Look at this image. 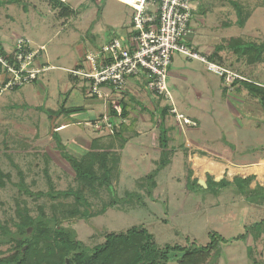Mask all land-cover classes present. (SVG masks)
Segmentation results:
<instances>
[{
    "label": "rangeland",
    "instance_id": "obj_1",
    "mask_svg": "<svg viewBox=\"0 0 264 264\" xmlns=\"http://www.w3.org/2000/svg\"><path fill=\"white\" fill-rule=\"evenodd\" d=\"M62 1L0 3V42L4 47L9 49L17 38L24 36L31 41L33 49H42L41 57L45 61L56 66L31 83L5 91H1L0 76V169L11 174V179L5 178V184H0V232L1 225L15 229L14 221L20 219L19 209L27 208L35 216L40 207L48 215L56 212L62 224L74 229L78 238L89 246L103 242L107 232L133 225L147 227L162 245L190 240L200 245L210 240L211 232L232 238L247 233L249 224L264 219V204L249 202L232 187H226L216 196L209 190L189 185L190 178L206 184L208 174L230 180L235 175L254 174L253 185L255 182L264 185L263 108L245 102L248 97L245 90L240 93L233 86L228 91L223 78L208 70L199 59L175 54L176 77L169 75L168 79L173 99L162 97L157 102L138 87L136 92L128 90L125 99L131 123L126 125L124 135L130 140L123 149L121 139L109 135L112 132L105 126L97 127L95 121L85 125L89 112L67 117L68 128L54 137L52 126L56 114L49 107L58 108L59 101L62 104L60 91L75 80L68 69L75 67L85 51L95 53L104 40L122 35L119 23L129 0ZM234 1L250 13L244 27L236 24ZM59 4L70 6L67 17L60 16ZM204 4L206 12L193 18L194 35L190 40L201 53L212 54L217 44L231 37L264 42V0H204ZM103 5L98 17V9ZM131 11H127L129 17ZM129 17L123 24L129 23ZM220 54L222 65L236 72L251 68L245 59L236 60L232 52ZM39 63L36 62L38 66ZM258 65V73L264 79V61ZM81 88H75L77 100L72 97L71 104L83 103ZM52 90L59 100L55 95L50 96ZM164 106L170 110L176 107L177 112L163 118ZM184 116L197 125L185 122ZM162 122L175 128L168 132L174 138L169 141L171 160L159 172L157 186L150 191L148 174L161 161ZM95 138L113 150L119 164L111 179L114 193L106 187L86 193L94 212L88 218L64 216L67 209L85 208L77 205L72 195L53 198L21 190L19 184L23 179L34 193L49 191L46 171L55 190H78L81 182L67 161L68 154L63 156L60 149L63 147L58 148L57 143L61 139L68 152L80 158ZM127 192L138 194L141 200L135 197L129 202L114 203ZM105 205L108 206L102 211ZM8 248L9 245L0 244V257L8 253ZM254 260L264 264V233L256 237L252 232L245 239L223 244L218 264H257ZM168 264L179 263L172 260Z\"/></svg>",
    "mask_w": 264,
    "mask_h": 264
},
{
    "label": "trees",
    "instance_id": "obj_2",
    "mask_svg": "<svg viewBox=\"0 0 264 264\" xmlns=\"http://www.w3.org/2000/svg\"><path fill=\"white\" fill-rule=\"evenodd\" d=\"M7 1L0 0V3ZM61 2L63 3L62 0ZM204 5V0H202L198 14H204L206 12ZM233 5L237 12L236 24L244 27L250 17V13L239 2L234 1ZM58 6L62 7L60 16L67 17L71 10L70 6H63L62 4ZM103 9L104 5L98 9V17L101 16ZM131 26L132 23H125L123 25L122 30L125 35V40H128L131 35L137 33L135 30H129ZM89 32H91V28ZM92 38L95 39L93 35ZM0 50L4 53L6 52L1 42ZM222 51L232 52L236 56V60L245 59L246 63L251 65L249 71L240 73L245 79L236 80L234 86L239 92L247 91L248 97L245 102H249L256 107H262L264 110V79L260 77L257 70L258 64L264 61V42L259 43L253 40H245L240 36L231 37L217 44L214 52L210 55L208 54V58L214 62L223 64V57L220 54ZM2 70L4 71L0 64V71ZM74 78L75 80L78 79L75 76ZM143 80L145 82L144 78ZM161 99L162 96L156 97L158 102ZM122 103L123 116L128 117L130 112L125 98ZM168 109V106H164L162 109L161 113L163 118L167 116ZM83 110L84 106L66 107L65 102H62L58 111H54V113H63L69 116L82 112ZM192 125H197V123ZM258 125L260 126V124ZM58 127L56 126V128ZM125 129H127L126 124H122L120 127H115L114 131L110 134L121 139L122 149L130 140L124 135ZM171 129L164 122L160 125L159 147L161 149V161L148 174L150 191H153L157 186L156 177L159 172L170 163L171 158L169 157V152L171 149L169 146L170 136L168 132ZM56 133H58L57 130L53 134L54 137ZM57 144L58 148H60V145L63 147V149L60 148L63 156L68 154L69 159L67 161L75 172L76 179L81 182V187L78 190H55L47 171L46 173L51 185L49 191L34 193L25 185L23 179L19 186L26 193L37 194L39 196L49 195L56 198L72 195L75 197L77 205H83L85 208L81 209L79 206H76L67 209L64 216L75 217L79 215L88 218L94 212L86 193L88 191L95 192L96 187H106L110 192L114 193L111 179L114 169L119 164V157L115 156L113 150L105 146L100 138H95L89 149L80 158L69 153L61 139ZM5 178L8 180L11 179V174L5 173L0 169L1 185L5 184ZM255 180L256 176L254 174L248 176L241 174L235 175L233 180L227 177L216 179L213 175L208 174L206 186L199 183L197 179L192 180L191 178L189 185L194 188L197 187L200 190H209L216 196L220 195L226 187H232L235 192L242 194L249 202L262 205L264 204V185H261L259 182H255L253 185ZM135 197L140 199L141 196L127 192L125 197L116 198L114 203L119 201L129 202ZM107 206L105 205L102 211L106 210ZM18 216L20 219L14 221L15 229L7 225H1L0 244L9 245V248L8 253L0 257V264H168L172 260L178 261L179 264H218L223 254V244L231 240L245 239L252 232L256 237L264 233V219H262L249 224L246 229L247 233L239 234L232 238H225L217 232H211L210 240L205 244L199 245L195 241L190 240L185 241L184 244L177 242L162 245L158 243L155 235L147 227L133 225L125 230L107 232L103 242L95 246H89L78 238L77 232L74 229L62 224V218L56 212L48 215L45 209L40 207L39 212L34 216L30 214L27 208H21L18 210ZM254 261L257 264H262L257 260Z\"/></svg>",
    "mask_w": 264,
    "mask_h": 264
},
{
    "label": "built area",
    "instance_id": "obj_3",
    "mask_svg": "<svg viewBox=\"0 0 264 264\" xmlns=\"http://www.w3.org/2000/svg\"><path fill=\"white\" fill-rule=\"evenodd\" d=\"M201 1H127L123 20L119 23L122 33L120 38L109 44H100L95 53L87 51V64L68 69L73 76L85 82L90 95L104 100L109 110L104 114L103 121L111 132L115 127L128 122L127 117L123 116L122 102L127 96V86L131 79L141 80L145 90L155 98L162 96L173 99L168 79L176 53L188 59L203 61L208 70L223 78L230 90L234 89L236 80L245 79L240 73L210 60L207 54L191 45L193 18L199 12ZM128 9L132 10L130 17ZM128 17L129 23H132L129 30L137 33L125 40L122 28L123 21H127ZM41 51L33 49L31 41L24 36L17 38L13 47L5 53L0 50V64L9 75L4 89L31 83L43 71L55 68L50 64L44 67L36 64ZM184 120L196 124L189 118L184 117Z\"/></svg>",
    "mask_w": 264,
    "mask_h": 264
},
{
    "label": "crops",
    "instance_id": "obj_4",
    "mask_svg": "<svg viewBox=\"0 0 264 264\" xmlns=\"http://www.w3.org/2000/svg\"><path fill=\"white\" fill-rule=\"evenodd\" d=\"M123 1V0H122ZM111 41V39L109 40V39H106V40H104L101 44H107V43H109ZM13 45H14V43H13ZM3 46H4V44H3ZM7 47V48H6ZM6 47H4L6 50L8 49V47L9 46H6ZM11 47H13V46H10V48ZM42 47H44V46H42ZM90 51V50H89ZM88 51V52H89ZM86 53H87V51H85L84 52V54H82V57L77 61V63H76V65H75V67H77V66H80V65H82L83 63L84 64H87V61H86ZM41 59H43L42 61H41ZM37 62L39 63V62H41V64L39 63V65L42 67H44V66H47V65H49V62L48 61H45V59H44V57L42 56H40L39 57V59L37 60ZM51 66H54V65H52L51 64ZM55 68H56V66H54ZM179 67H182V66H179ZM55 68H50V70H53V69H55ZM49 69L48 70H45V71H43V72H47V71H50ZM42 72V73H43ZM171 75H173V77H176V60H175V58H174V60H173V62L171 63V65H170V76ZM0 76L2 77L1 78V84H3V87L1 88V91H5V85L7 84V81L9 80V75L8 74H6L5 72H1L0 71ZM39 77V76H38ZM71 81V80H70ZM71 83L72 84H69L68 86H66V87H64V89L62 90V91H60V96H61V98H62V101L63 102H65V105H66V107H73V106H84V110L82 111V112H89V116L85 119V125H89V123L90 122H94L95 124H99L100 125V127H102V126H105V123H104V121H103V116H104V114L109 110L108 109V106L105 104V102H104V100L102 99V98H100V97H98V96H92V95H90L89 94V92H88V88H87V86H86V84H85V82L83 81V80H81L80 78H78V79H76V80H73V81H71ZM225 85V84H224ZM82 87L81 88V92H82V95H83V98H84V100H83V103H81V101H77V102H80L81 104H78V105H76V104H71V102H72V97H74L75 98V100H77L76 98L77 97H75L74 96V90H75V88H80V87ZM140 88L141 90H143L144 91V93L145 94H147L148 96H150V97H152L153 98V100H156V98H155V96L152 94V93H150V92H147L146 90H145V88H144V85L142 84V81L141 80H139V79H137V78H133V79H131L130 80V82H129V84H128V86H127V94H128V90H130V88H131V90H133V91H137V89L136 88ZM227 87V86H226ZM129 88V89H128ZM15 89V88H14ZM228 91L230 90L229 88L227 89ZM237 90V89H236ZM230 91H232V90H230ZM56 92H55V90L53 91H51V93H49L50 94V96L52 97V98H54V95L56 96V94H55ZM241 93V92H240ZM171 94H172V92H171ZM198 96H200L201 97V93H199V94H197ZM235 95V94H234ZM59 96V97H60ZM56 98H58V96H56ZM58 100H59V98H58ZM157 101V100H156ZM158 102V101H157ZM60 106H61V104H60V101H59V106H58V108H55V107H49V109L52 111V113L53 114H55L54 113V111H58V109L60 108ZM175 110V111H174ZM176 111H177V109H176V107H174L173 109H168V113H167V116H166V118L167 117H169L170 115V112L171 113H176ZM74 114H76V113H74ZM73 114H71V115H69V116H67V115H65V114H63V113H60V114H56V116H55V118H54V121H53V126H52V128H54L53 129V134H54V132H55V130H57L58 132H61V131H63L64 129H66V128H68V125L70 124L69 123V121H67V117H71ZM130 116V115H129ZM129 116L127 117V120H128V123L126 124V125H129V123H131V120H129L128 118H129ZM51 117V116H50ZM184 117H186V116H184ZM52 118V117H51ZM186 118H188V117H186ZM58 121V123H55V122H57ZM56 124H60V125H57V126H59L58 128H56ZM94 124V125H95ZM146 124H148L147 122H146ZM166 126H170L172 129H171V131L172 130H175V128H174V125L173 124H171V125H166ZM98 135H100V134H98ZM110 135V134H109ZM170 136V140H174V138H173V136L172 135H169ZM98 137V136H97ZM101 137V136H100Z\"/></svg>",
    "mask_w": 264,
    "mask_h": 264
},
{
    "label": "bare ground",
    "instance_id": "obj_5",
    "mask_svg": "<svg viewBox=\"0 0 264 264\" xmlns=\"http://www.w3.org/2000/svg\"><path fill=\"white\" fill-rule=\"evenodd\" d=\"M119 38H120V37H119ZM119 38H115V39H113L111 42H113V41H115V40H117V39H119ZM111 42H109V43H111ZM109 43H108V44H109ZM262 163H263V162H262ZM262 163H261V164H262ZM257 165H258V164H257ZM257 165H256V166H257ZM238 166H239V165H238ZM236 167H237V166H236ZM245 167H246V166H245ZM247 167H248V166H247ZM248 168H249V167H248ZM238 169H239V168H238ZM261 172H262V171H261ZM258 178H259V177H258Z\"/></svg>",
    "mask_w": 264,
    "mask_h": 264
},
{
    "label": "water",
    "instance_id": "obj_6",
    "mask_svg": "<svg viewBox=\"0 0 264 264\" xmlns=\"http://www.w3.org/2000/svg\"><path fill=\"white\" fill-rule=\"evenodd\" d=\"M204 186H206V184H204Z\"/></svg>",
    "mask_w": 264,
    "mask_h": 264
}]
</instances>
